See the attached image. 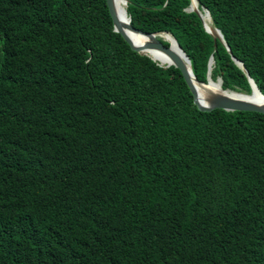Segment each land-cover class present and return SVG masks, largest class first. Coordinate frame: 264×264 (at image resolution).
<instances>
[{
  "label": "trees",
  "instance_id": "trees-1",
  "mask_svg": "<svg viewBox=\"0 0 264 264\" xmlns=\"http://www.w3.org/2000/svg\"><path fill=\"white\" fill-rule=\"evenodd\" d=\"M207 83L264 95V0H128ZM164 45L169 46L167 42ZM0 264H264V115L201 112L106 0H0Z\"/></svg>",
  "mask_w": 264,
  "mask_h": 264
},
{
  "label": "water",
  "instance_id": "water-1",
  "mask_svg": "<svg viewBox=\"0 0 264 264\" xmlns=\"http://www.w3.org/2000/svg\"><path fill=\"white\" fill-rule=\"evenodd\" d=\"M106 2L113 20L115 32L120 34L129 44L131 49L139 54L147 56H149V52H160L164 54L170 61V64L165 68L175 67L176 69L181 71L185 82L193 95L194 104L201 112L210 113L215 110H224L227 112H253L264 115V95L261 93L254 80L250 77V74L240 60L234 58L236 64L246 73L249 79L252 88L251 95L224 90L222 87V79L214 81L211 77L214 65L213 57L210 61L207 83L200 82L193 72L190 58L183 51L177 40L172 35L171 36L177 43V47L180 53L174 51L172 48L173 44L167 42L163 38V35L168 33L148 34L136 29L132 25V20L127 12V6L129 3L128 0H125V15H122L119 12L117 0H106ZM196 2L198 3V6L195 8L194 5L196 4ZM189 11L196 13L203 21L206 31L211 34L216 41H220L226 47V49L231 52L230 47L225 42L224 36L222 35L221 31L214 27L210 29L207 26L205 16L207 14L210 15V12L206 10L201 11L199 9L198 0H192V6ZM163 42H167L169 46L164 45ZM159 66L162 67L161 65ZM211 80L214 84L220 83V91L215 90L212 87ZM256 90L262 97L261 100L255 98Z\"/></svg>",
  "mask_w": 264,
  "mask_h": 264
},
{
  "label": "bare ground",
  "instance_id": "bare-ground-1",
  "mask_svg": "<svg viewBox=\"0 0 264 264\" xmlns=\"http://www.w3.org/2000/svg\"><path fill=\"white\" fill-rule=\"evenodd\" d=\"M117 6H118V10L122 15H125V10H126V4H125V0H117ZM198 6V3L196 2V4L194 5V7L196 8ZM205 21L207 23V26L211 29L213 28V22H212V18L210 17V15H206L205 16ZM163 38L167 41L172 43L173 45V50L176 51L177 53H180L178 47H177V43L175 42L174 38L170 35V34H164ZM169 45V44H168ZM148 55L159 65H161L162 67H167L170 64L169 59L162 53L160 52H149ZM212 77V75H211ZM211 84L212 87L215 90L220 91L221 90V85L220 83L218 84H214L213 81L211 80ZM255 98H257L258 100H261V96L258 93V91L256 90V94H255Z\"/></svg>",
  "mask_w": 264,
  "mask_h": 264
}]
</instances>
